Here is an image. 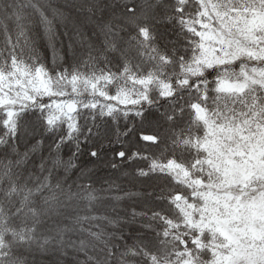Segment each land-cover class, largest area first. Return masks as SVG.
I'll use <instances>...</instances> for the list:
<instances>
[{"label":"snow or ice","instance_id":"1","mask_svg":"<svg viewBox=\"0 0 264 264\" xmlns=\"http://www.w3.org/2000/svg\"><path fill=\"white\" fill-rule=\"evenodd\" d=\"M0 37V264H264V0H0ZM109 120L139 186L93 178Z\"/></svg>","mask_w":264,"mask_h":264},{"label":"trees","instance_id":"2","mask_svg":"<svg viewBox=\"0 0 264 264\" xmlns=\"http://www.w3.org/2000/svg\"><path fill=\"white\" fill-rule=\"evenodd\" d=\"M63 3H68V4H74V5H102L105 0H61ZM71 2V3H70ZM108 3H113L115 0H107ZM84 16H87L88 13H84ZM101 15L99 9L96 10V16L93 19L99 18ZM111 19L115 21L116 17L112 16ZM86 20V19H85ZM93 25L90 24L88 27L86 26L87 30L91 33ZM3 38L0 37V44H2ZM130 56L132 57V64L134 65L137 60L139 59L138 56L136 55L135 50L133 49L132 52H130ZM127 79V74L122 75L119 77V80H126ZM99 89H104L105 84L103 81H100L98 85ZM136 85H129V91H131L132 88H135ZM111 91V89H109ZM101 103L103 104H109V103H115L113 101H108L107 99L101 100ZM120 109V111H132L134 110L133 107H121V105H115ZM99 123V128L94 129V131H98V135L89 137L91 144L90 147H100L101 145L104 146V151L101 152L100 158H98L96 161L92 162L89 167L93 168L95 170L93 178L97 181V186H99L101 183H103L105 180L107 181H115L121 184L124 187H136L141 185L143 182L138 181L131 175V167L128 166L127 169L121 168L116 171L111 170L108 165L112 163V161L109 159L111 156L112 151L118 150V146L115 149H112L110 145L113 144H125L127 146L130 143L135 142V132L132 133V137L129 140H124L122 137L121 132L117 131V125L113 124L112 121H98ZM119 127L123 129L126 127L124 120H120V125ZM125 170L128 171L129 175L127 177H124L121 175L122 172ZM75 177H69L68 182L71 183L72 180H74ZM97 211H105L103 208L97 209Z\"/></svg>","mask_w":264,"mask_h":264},{"label":"rangeland","instance_id":"3","mask_svg":"<svg viewBox=\"0 0 264 264\" xmlns=\"http://www.w3.org/2000/svg\"><path fill=\"white\" fill-rule=\"evenodd\" d=\"M70 3H71V2H70ZM84 24H85V26L88 27V25H90L91 23H89L87 20H84Z\"/></svg>","mask_w":264,"mask_h":264}]
</instances>
